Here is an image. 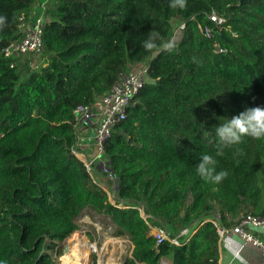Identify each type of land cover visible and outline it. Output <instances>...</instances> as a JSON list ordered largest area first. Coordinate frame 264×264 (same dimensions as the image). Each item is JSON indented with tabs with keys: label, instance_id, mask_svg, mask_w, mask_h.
<instances>
[{
	"label": "trees",
	"instance_id": "trees-1",
	"mask_svg": "<svg viewBox=\"0 0 264 264\" xmlns=\"http://www.w3.org/2000/svg\"><path fill=\"white\" fill-rule=\"evenodd\" d=\"M37 2L0 0V262L58 264L90 209L134 245L124 264H218L216 227L201 222L215 213L226 226L244 213L264 217V139L244 137L216 156L204 138L264 107V0H188L186 9L170 0H47L43 49L32 55L42 64L23 72V57L12 67L3 49L21 38L20 18ZM153 30L176 46L146 51ZM136 64H147L148 81L105 145L118 184L113 205L94 179L108 173L91 175L73 154L74 111L101 102ZM205 153L228 172L222 182L197 175ZM138 203L172 235L196 231L187 243L157 244Z\"/></svg>",
	"mask_w": 264,
	"mask_h": 264
},
{
	"label": "built area",
	"instance_id": "built-area-1",
	"mask_svg": "<svg viewBox=\"0 0 264 264\" xmlns=\"http://www.w3.org/2000/svg\"><path fill=\"white\" fill-rule=\"evenodd\" d=\"M46 9L47 1L43 3L37 2L29 17L23 15L20 18L19 31L21 32V38L3 49L4 56L12 61V67L16 65V60L21 57L39 56L41 54L43 49V27L46 21ZM210 18L217 24L224 22L223 19L215 14L211 15ZM183 27L181 26L182 29ZM206 34L208 37L211 36L210 29H206ZM148 77L147 64L137 65L132 72L121 73L119 75L110 92L102 98L100 107L78 106L75 109L76 127L79 125L96 124V134L94 137L96 147L95 160L99 161L106 156L105 145L111 137L113 129L127 117L128 108L132 104L135 96L146 85ZM73 154L85 164L87 170L92 175L94 162L84 158L76 148L73 149ZM102 188L107 193L109 201L115 205L116 196L111 194V190L106 189L105 186H102ZM135 208L140 211L141 216L148 224L150 235L156 240L157 244L169 242L178 246L182 242H189L192 234L196 231L185 228L179 234L172 235L165 226L154 223H160L161 221L146 214L142 204L138 203ZM233 221L235 222L233 225L226 226L223 224L221 214L215 213L211 217L205 218L201 224L211 222L215 225L219 237V245H223L228 236L236 235L240 238V246L231 249L233 260L242 259L245 249L254 248L259 254L258 264H264V217L244 213ZM85 247L88 248V254L86 253V255L91 264H93V259L99 257V250L91 242H88Z\"/></svg>",
	"mask_w": 264,
	"mask_h": 264
},
{
	"label": "crops",
	"instance_id": "crops-1",
	"mask_svg": "<svg viewBox=\"0 0 264 264\" xmlns=\"http://www.w3.org/2000/svg\"><path fill=\"white\" fill-rule=\"evenodd\" d=\"M137 65L131 66V70H134ZM95 108L100 107V101L94 106ZM76 133L78 137L77 150L89 161H93V170L96 172H107L110 173V165L108 157H104L101 160H95L96 156V147L94 143V137L96 134V124L89 125H79L76 127ZM113 185L118 187V184L115 182ZM78 228L82 229L80 232L85 234L82 235L80 239L82 242L80 244H87L91 242L92 235L96 239L94 243L99 250V259L97 264H124L125 259L132 257V251L134 245L127 237H117L112 236V233L109 234L105 230H102L101 225L104 224L102 221L100 223L95 219L85 220L83 217H79L76 221ZM101 224V225H100ZM115 226V225H114ZM80 237V236H79ZM84 237V238H83ZM241 244V240L236 235L228 236L225 240V243L219 245V264H258L259 263V254L254 248H247L243 252L242 259L233 260L232 248H238ZM86 245H84L85 247ZM108 249V250H107ZM109 251V253H108ZM107 257V259H105ZM161 264H173L171 258H165L161 261Z\"/></svg>",
	"mask_w": 264,
	"mask_h": 264
},
{
	"label": "clouds",
	"instance_id": "clouds-1",
	"mask_svg": "<svg viewBox=\"0 0 264 264\" xmlns=\"http://www.w3.org/2000/svg\"><path fill=\"white\" fill-rule=\"evenodd\" d=\"M188 0H170L169 7L176 9H186ZM6 17L0 16V29L6 24ZM143 48L154 54L161 51H170L176 46L175 37L167 40L161 36L158 31H150L146 40L143 41ZM195 62V58H194ZM244 137L253 139H264V107H249L232 118L223 120L219 126L215 127V137L209 139L206 135L204 138L209 140L215 148V155L221 156L225 149L243 142ZM217 160L213 155L202 154L199 163L196 164V172L205 181L220 183L227 178L228 172L216 170ZM7 264V261L0 262Z\"/></svg>",
	"mask_w": 264,
	"mask_h": 264
},
{
	"label": "rangeland",
	"instance_id": "rangeland-1",
	"mask_svg": "<svg viewBox=\"0 0 264 264\" xmlns=\"http://www.w3.org/2000/svg\"><path fill=\"white\" fill-rule=\"evenodd\" d=\"M40 1L43 3V2H45L47 0H40ZM178 24H179V20H174L173 21V25L175 26V28L178 26ZM18 63L21 64L22 71L26 72V71H28V68L35 69V68L39 67L42 64V60H41V58L30 56V57L21 58L18 61ZM94 179L98 183H100L102 186H105L106 189L111 190L110 191L111 194H114L116 196V187H115L116 185L115 186L113 185V183L115 184V182H116V177L111 171H110V173H108V175H105V174L104 175L94 174ZM81 217H83L85 220H89V218L90 219H95L99 223H100V221H102V223L104 224L103 226L100 224L102 230H105L109 234L112 233L111 237L115 236L114 235L115 234V226H114V224L112 223V221L108 217H106V216H104L102 214L95 213L94 211H92L90 209L84 210V212L81 214L80 218ZM80 230H82V229H79L78 231H80ZM80 232H77V231L74 232L70 237H68L62 243V250H63V256L62 257H64L66 255V253H68L70 251L71 245H73L72 243H74V241L72 242V240H73L72 238H73V235L75 233H78L80 237L82 235L83 236L85 235L83 233L81 235ZM95 241H96V239L92 235L91 243H93ZM83 245H86V244H83ZM81 248L83 249V252L85 254L86 253L88 254V248L87 247H81ZM108 253H109V251H108ZM98 259H99V257H95L93 259V264H96ZM105 259H107V257ZM58 264H60L59 260H58Z\"/></svg>",
	"mask_w": 264,
	"mask_h": 264
},
{
	"label": "bare ground",
	"instance_id": "bare-ground-1",
	"mask_svg": "<svg viewBox=\"0 0 264 264\" xmlns=\"http://www.w3.org/2000/svg\"><path fill=\"white\" fill-rule=\"evenodd\" d=\"M80 238L82 237H79L78 233L73 235L72 242L74 241V243H72L73 245H71L70 251L64 257H60L61 259L59 258L60 264H91L88 256L81 248L84 245L80 244L82 242Z\"/></svg>",
	"mask_w": 264,
	"mask_h": 264
}]
</instances>
